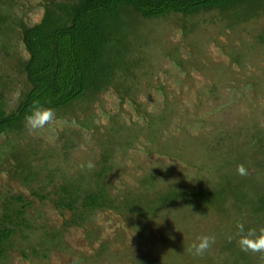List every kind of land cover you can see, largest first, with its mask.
Listing matches in <instances>:
<instances>
[{
  "label": "rangeland",
  "instance_id": "1",
  "mask_svg": "<svg viewBox=\"0 0 264 264\" xmlns=\"http://www.w3.org/2000/svg\"><path fill=\"white\" fill-rule=\"evenodd\" d=\"M41 2L15 0L11 8H2L35 25L41 20ZM146 24L142 39L147 46L146 65L129 82L133 96L123 101L110 91L99 96L89 112L77 105L69 112H56V120L43 130L25 127L22 134L0 136V214L10 196L20 194L31 202L26 214L31 228L17 231L5 256L0 257V264H141L138 260L153 251L166 256L162 264H184L182 253H188L184 249L195 243V234L226 232L225 221H218L213 213L201 214L193 209L179 210L187 217L185 223L179 222L181 217L165 216L163 220L137 221L130 226L120 215L105 211L97 212L88 225L63 228V220L51 205L31 197L19 176L12 174L13 161L6 160L11 147L31 145L33 149L37 147V154L47 152L52 157V170L57 166L74 167L70 173L75 175L81 166L95 169L94 161L99 160L110 142L114 170L109 174V186L114 190L122 182L136 186L145 175L200 183L204 172L212 171L217 158L229 151H234L235 157H244L242 146L252 151L256 139L249 131L253 134L255 124L264 130V45L254 38L258 25L228 27L216 12L189 18L172 15ZM258 32L264 35V28L260 26ZM4 42H13L14 46L17 43L15 49L24 53L20 42L1 33L0 47ZM241 42L248 46L241 48ZM235 52L245 57L240 66L234 62ZM15 64L14 58L0 50V76L6 73L10 79L5 90L10 109L16 108L24 90V80L15 71ZM160 86L164 89L160 90ZM167 100L177 103L174 114L170 113L174 106L166 107ZM186 135L192 139H185ZM213 154L216 158L209 159ZM200 166L203 170H199ZM36 167H42L39 161ZM42 178L46 185L47 177ZM59 180L57 177L55 181ZM57 233L60 236L53 237ZM172 238L180 240L183 250L164 249L166 240ZM102 244L110 247L109 254L95 259ZM216 244L207 251L218 261Z\"/></svg>",
  "mask_w": 264,
  "mask_h": 264
},
{
  "label": "trees",
  "instance_id": "2",
  "mask_svg": "<svg viewBox=\"0 0 264 264\" xmlns=\"http://www.w3.org/2000/svg\"><path fill=\"white\" fill-rule=\"evenodd\" d=\"M14 2L0 0V34L20 42L24 53L20 54L15 49L17 43L14 46L13 42L2 43L0 50L8 58H14L15 71L24 80V90L16 108L10 109L5 99L10 79L6 73L5 78L0 76V136L23 133L24 116L34 100H40L42 106L51 107L55 112H69L77 105H83V110L89 112L91 104L110 91L122 99L133 96L129 82L136 78L137 70L146 65L147 46L142 39L143 27L148 22L172 15L189 18L199 13L216 12L228 27L257 24L254 38L264 45V35L258 32L260 26L264 28V0H42L39 7L46 12L35 25L10 9L3 11L4 6L10 7ZM244 46L247 47V43L241 42V48ZM240 55L236 53L234 58L238 66L245 58ZM170 105L174 106L170 109L174 114L177 103L170 101L166 107ZM72 115L76 113L72 112ZM254 129L253 134L249 131L256 139L253 150L248 151L242 146L246 153L244 157H235L234 151H229L219 158L221 160L217 158L212 171L204 172L200 183L187 184L162 180L160 175H145L137 180L136 186L122 182L121 187L112 190L109 174L114 169L110 163V142L104 146L99 160L94 161L95 169L81 166L75 175L70 173L74 167L57 166L52 170L55 163L51 162L52 157L47 152L42 156L37 154V147L33 149L31 145L22 149L11 147L6 160L13 161L10 164L14 168L12 174L19 176L31 197L51 205L63 220V228L88 225L97 212L105 211L120 215L130 226L137 221L163 220L165 216L181 217L179 222L185 223L187 217L179 210L193 209L201 214L213 213L218 221H225L228 228L222 234L219 230L211 232L219 246L215 249L219 253L216 254L218 261L208 251L198 256L192 246L188 247L193 240L197 242L201 233L195 234L191 243L186 244L188 248L184 250L189 251L182 253L184 264H264V254L244 252L239 244L238 225L242 224L245 231L255 229L259 232L264 228V130L258 124ZM188 138L192 139L186 135L185 139ZM38 150L41 152L39 147ZM1 158L2 154L0 163ZM212 158L216 155L209 159ZM228 160H231L230 164ZM38 161L42 167H36ZM239 165L245 166L246 175L238 173ZM202 168L200 166L199 170ZM44 175L48 180L46 185ZM57 177L59 182L55 181ZM34 184L38 190L32 188ZM30 206L31 202L20 194L10 196L5 202L0 214V257L5 256L19 229L31 228L26 217ZM57 236L60 233L53 237ZM165 244V250H183L180 240L167 239ZM109 249L102 244L95 259L108 255ZM154 250L157 249L154 247ZM33 251L37 253V249L33 248ZM149 254L138 262L162 264L166 257L160 251ZM187 258L189 263H185Z\"/></svg>",
  "mask_w": 264,
  "mask_h": 264
},
{
  "label": "clouds",
  "instance_id": "3",
  "mask_svg": "<svg viewBox=\"0 0 264 264\" xmlns=\"http://www.w3.org/2000/svg\"><path fill=\"white\" fill-rule=\"evenodd\" d=\"M46 9L41 7L38 15L41 20ZM56 120V112L51 107H44L40 100H34L28 113L24 116L25 126L30 131L43 130L50 126ZM237 171L240 175H246L247 170L244 165H239ZM241 233L239 244L244 252L262 253L264 254V228L257 232L255 229L245 231L242 224L238 225ZM215 243L214 235H201L197 238V242L192 245L194 254L203 255Z\"/></svg>",
  "mask_w": 264,
  "mask_h": 264
}]
</instances>
